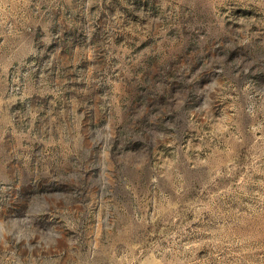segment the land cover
<instances>
[{"label":"rangeland","instance_id":"obj_1","mask_svg":"<svg viewBox=\"0 0 264 264\" xmlns=\"http://www.w3.org/2000/svg\"><path fill=\"white\" fill-rule=\"evenodd\" d=\"M0 264H264V0H0Z\"/></svg>","mask_w":264,"mask_h":264}]
</instances>
